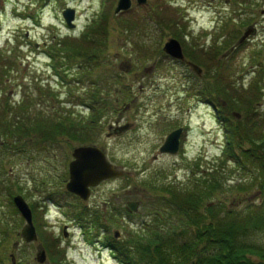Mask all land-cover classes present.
Masks as SVG:
<instances>
[{
	"label": "rangeland",
	"instance_id": "374dc122",
	"mask_svg": "<svg viewBox=\"0 0 264 264\" xmlns=\"http://www.w3.org/2000/svg\"><path fill=\"white\" fill-rule=\"evenodd\" d=\"M118 3L0 0L1 118L21 132L47 122L63 127L9 134L7 146L0 137V264H39V248L44 264H120L105 244L126 245L130 233L155 228L160 215L163 225L172 217L192 226L159 188L190 187L214 169L222 191L203 205L225 204L237 233L246 216L264 217L261 170L249 158L240 163L252 140L264 144V0H132L115 14ZM68 9L73 29L63 19ZM97 17L103 32L83 38ZM171 39L181 59L164 53ZM177 129L176 154H161ZM226 134L243 139L238 164L223 156ZM81 147L98 148L124 173L87 200L65 189ZM10 194L32 209L33 244L22 241L25 223ZM130 201L139 203L137 212H127ZM240 234L252 235L246 245L264 248V229Z\"/></svg>",
	"mask_w": 264,
	"mask_h": 264
},
{
	"label": "trees",
	"instance_id": "16d2710c",
	"mask_svg": "<svg viewBox=\"0 0 264 264\" xmlns=\"http://www.w3.org/2000/svg\"><path fill=\"white\" fill-rule=\"evenodd\" d=\"M90 28L91 30L83 38L89 37L91 40L96 37L97 32H103L104 29L98 24L97 19ZM91 32L93 33L89 36ZM6 104L9 106L8 103ZM3 115L4 113H0V137H2L5 146L8 145L5 142H7L9 134L13 138H23L27 137L29 132L35 135L39 133L43 135L48 131L50 134H58L63 129L60 124L51 126L47 122L44 125L26 127L25 131L21 132L19 125H7L1 118ZM44 127L46 129H43ZM26 131L27 133H25ZM241 132H244L243 127H241ZM225 139L223 156L229 155L226 159H232L238 164L239 161L234 154L235 149H239L243 143L242 137L238 139L236 135L226 134ZM251 145L252 147L247 150L242 151L241 149L240 153H242L243 158H240V163L243 165L244 159L249 158L252 162V168L255 164L257 169L261 170L262 179L264 178V144L260 147L258 142L252 140ZM195 166L197 168L198 164ZM220 174V171L214 169L207 179H202V182L195 180L196 183L183 189L173 188L170 185L169 188L166 185L159 188V191L161 190L171 197L170 201L174 206V214L179 215L180 219H183L182 216H184V219L190 220L189 223L193 226L191 233L185 236L187 227L192 226H184L181 220H173L172 217L169 218L170 226L161 224L160 218L163 216L160 215L156 218L157 225L155 228L148 231L140 229L132 232L126 241V245L123 242L116 244L114 250L120 262L123 264H264V248L246 245L245 242H248L246 238L252 235L240 234L246 230L264 229L263 213L246 216L249 218L248 222H244L246 218L242 222H238L239 230L237 233L232 221L228 220L231 217L224 210L225 204L203 205V202L210 199L215 192L222 191L219 182ZM261 188L264 189V184ZM9 197L10 204H12L13 196L10 194ZM99 215L98 223L102 221L103 216L101 212ZM81 226L84 228L83 225ZM247 256L253 257L254 261L252 262ZM255 258L258 260L256 261Z\"/></svg>",
	"mask_w": 264,
	"mask_h": 264
},
{
	"label": "water",
	"instance_id": "95a60500",
	"mask_svg": "<svg viewBox=\"0 0 264 264\" xmlns=\"http://www.w3.org/2000/svg\"><path fill=\"white\" fill-rule=\"evenodd\" d=\"M136 2L138 4H145L146 0H136ZM130 6L131 0H119L118 6L115 9V13L118 14L120 11L128 10L130 9ZM69 13V15L65 13L64 18L68 25L72 27L74 12L69 11ZM247 36L248 34L246 35V37ZM164 52L173 58H182L181 54H179L178 51V44L173 40H170L169 43L165 44ZM177 135L178 134H174L169 137L167 143L162 148V152H177ZM73 157L74 161L70 164L69 167L70 180L66 186V189L68 192L80 197L82 200H87L89 198L90 188L96 187L106 179L116 178L122 175L120 172L116 171L111 164L107 162L104 154L96 148H78L74 151ZM14 203L21 216L27 223V225L22 230V238L26 243L36 241L37 236L32 224V216L28 206L20 197L15 198ZM128 206L130 210L134 212L137 211V203H129ZM36 261L39 264H44L45 253L43 250L40 249L37 253Z\"/></svg>",
	"mask_w": 264,
	"mask_h": 264
},
{
	"label": "bare ground",
	"instance_id": "6f19581e",
	"mask_svg": "<svg viewBox=\"0 0 264 264\" xmlns=\"http://www.w3.org/2000/svg\"><path fill=\"white\" fill-rule=\"evenodd\" d=\"M109 206V204H106V207H108Z\"/></svg>",
	"mask_w": 264,
	"mask_h": 264
}]
</instances>
